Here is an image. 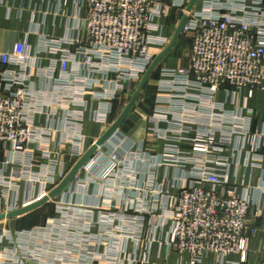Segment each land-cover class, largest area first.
<instances>
[{
    "label": "built area",
    "instance_id": "2783aa9c",
    "mask_svg": "<svg viewBox=\"0 0 264 264\" xmlns=\"http://www.w3.org/2000/svg\"><path fill=\"white\" fill-rule=\"evenodd\" d=\"M81 1L85 15L68 26L75 35L42 34L34 51L18 41L11 51L0 52V198H12L21 181L55 183L63 173L58 171L63 156L85 153L86 118L110 123L115 101L132 91L153 63L151 46L168 41L161 21L169 8L186 7V0ZM201 1L202 8L184 11L180 28L192 39L189 66L161 69L149 116L152 133L166 141L164 164L179 167L182 175L173 183L157 181L158 165L150 163L152 175L141 187L135 161L142 157L130 149L121 157L111 154L104 173L91 174L89 181L104 179L117 192L115 198L126 189L141 192L140 199L119 202L118 211L108 208L102 241L139 242L140 231L114 222L133 220L129 212L141 210L157 216L161 228L169 226L164 242L169 253L159 264H171L172 252L189 256L176 264H206L210 257L211 264H247L257 230L250 218L259 211L252 186L234 182L232 170L244 150L246 165L263 169L264 124L253 128L255 111L245 101L254 90H264V0ZM221 91L231 98L232 109L218 99ZM97 140L96 153L103 146ZM1 206L0 212L17 207L9 202ZM73 234L69 230V244ZM2 236L14 240L8 232ZM2 236L0 264H21V253L5 246ZM44 236L39 237L41 248L28 247L24 259L36 257L47 264L53 256V264L62 263L60 252L47 251ZM155 241L163 244L162 237L154 236L146 244L148 251ZM107 248L104 261L126 264L118 245L108 243ZM147 258L144 252L140 260ZM83 259L84 264L98 260ZM255 264H264V259Z\"/></svg>",
    "mask_w": 264,
    "mask_h": 264
},
{
    "label": "crops",
    "instance_id": "0c3cea01",
    "mask_svg": "<svg viewBox=\"0 0 264 264\" xmlns=\"http://www.w3.org/2000/svg\"><path fill=\"white\" fill-rule=\"evenodd\" d=\"M190 1L186 0L184 8L174 6L169 8L168 14L161 21L164 26L162 34L168 38V41L162 46H151L155 57L149 71L143 75L141 81L135 85L132 91L123 94L115 101L110 123L101 124L92 118H86L83 129L85 153L79 158H70L65 154L58 166L59 173H63L62 175L58 174L55 183L21 181L19 192L14 193L12 198H0V208L1 204L5 202L17 205L13 210L0 212L2 223H9L13 230L41 225L52 215L60 214L62 216L64 214L61 212L63 204H71L75 207L74 210L68 212L69 216H67L72 221L70 231L74 234L70 244L67 239H64L54 247L56 252H60L64 256L62 263L54 264H84V257L98 259L94 261V264H108L104 261L107 258L108 243L118 245V248L123 252L121 257L125 259L126 264H132L134 258L136 260H133V264H159L163 257L169 253V247L164 243L167 240L169 226L165 225L161 228V221L157 216L141 210L129 212L135 218L133 220L125 218L123 223L121 220L115 219L114 222L120 227L127 226L140 231L141 240L139 242L125 238H120V240L110 238L107 242L106 240L102 241L105 238V227H107V224L102 222V218H105L104 215L108 213V210L106 208H104L106 210H98L96 207H93L94 210H90V208L106 202V200L102 202L101 198L102 195L103 198H107L106 194L109 196L110 188H107L104 179L87 183L85 187L82 186V183L89 179L91 174L104 173L109 166L108 158L111 154L115 153L121 157L130 149H137L142 157V160L135 161V170L138 174L136 176L137 185L142 187L145 185L149 173L152 175V171L148 170L151 167L150 163L158 165L155 170L157 181L173 183L176 177L182 175L183 171L179 167L164 164L166 141L152 133L153 123L149 121V116L154 111L158 93L157 82L161 76V69L163 67L189 66L191 36L181 33L176 36V34ZM197 8H202L201 0H196L191 10ZM84 15L85 10L81 0H0V52L11 51L18 41L26 42L27 48L34 51L42 34L53 37L75 35L76 33L69 27L72 28ZM245 95H247V90L242 92V97ZM218 99L226 100L228 109L233 108L231 98L227 97L225 92L221 91L218 94ZM241 101H245L244 97ZM245 102L255 111L253 128H261L264 124V90H254L252 97ZM115 126L116 128L109 133ZM102 138H104L102 150L95 152L57 192L65 178L93 147V142L98 139L96 144L99 145ZM185 147L189 148V145H185ZM247 155L244 150L241 154L240 164L232 170V180L239 185L252 186V200L256 204V210L259 211L257 216L252 215L250 218L251 224L257 230L249 242L247 264H255L260 259H264V162L263 169L251 168L246 165ZM2 157L3 152L0 150V161ZM100 157L102 159H99ZM53 192L56 193L53 194ZM139 193L141 194L139 191L130 189L122 190V193L118 194L119 198H115V201L126 205L130 199H133L132 197L135 200L140 199ZM147 195L149 196V194ZM34 208L41 210L31 214L30 210ZM20 209H27L25 210L27 213L23 214L25 216L23 221L18 220L19 218L11 219V213ZM60 230L61 235H64V227H60ZM154 236L162 237L163 244L155 241L150 244L148 251L146 244ZM43 239H47V233ZM113 240L115 242H112ZM144 252H148V260L142 263L140 259ZM180 258L183 262H187L189 256L172 252L169 255V262L176 264ZM235 258H239V255H236ZM137 259L140 261L137 262ZM212 262L211 257L205 260L206 264Z\"/></svg>",
    "mask_w": 264,
    "mask_h": 264
},
{
    "label": "rangeland",
    "instance_id": "374dc122",
    "mask_svg": "<svg viewBox=\"0 0 264 264\" xmlns=\"http://www.w3.org/2000/svg\"><path fill=\"white\" fill-rule=\"evenodd\" d=\"M91 178H93V177H91ZM89 180L90 179H87L86 181H84L82 183V186L85 187V184H84L85 182H86V185H87V183L92 182V180H91V182ZM98 181H102V180L98 179ZM68 194H69V191H68ZM106 195H107V198H103V195L101 198L102 202L104 200H106V202H103L102 204H98L96 206H92V204H91L92 208H90V210H94L93 207H96V208H98V210H106L107 209L108 211H110L112 209V210L118 211V209L120 207V206H118L119 202L114 200V198H115L114 196L117 195V192L116 191H112V192L110 191L109 192V198H108V194H106ZM109 199H111L110 202H109ZM115 204H117L116 207L114 206ZM104 208H106V209H104ZM108 208H111V209H108ZM74 209H75V207L71 204H63L61 212H64V214L62 216L60 214L59 215H52L46 220L45 223L43 222V224H41V225H37V226L27 228V229L13 230L11 228V226L9 225V223H7V222L2 223V220H0V237L4 233L8 232L11 235V238L14 239L12 241V240H9V238L4 239L5 237L2 236L3 244L5 246H8V247H13L15 252L21 253L19 255L21 258V260H20L21 264H41L36 257H34V259H30V258L24 259L23 254L26 252V249H28V247H31L32 250H37V249L41 248V246H39V244L42 245V243L44 241H39V239H40L39 237L45 235V233H47V240H45L47 251L48 252L52 251V253H54V252L56 253V251H53L54 247L56 245L60 244L61 242H63L62 239L64 240V238H66V239L70 238L69 237V230H70V226H72V221L69 220V218H67V216H69L68 212H71ZM84 209H87V208H84ZM25 210H27V209H25ZM25 210L20 209V210L14 211V213H11L12 217H10V216L9 217L11 219H14V218L18 219L19 218L18 220L23 221V219H24L23 217H25V216H23V214L27 213ZM40 210L41 209L34 208V209H31L30 212L32 214L33 212H38ZM60 227H64V231H63V233H65L64 235H61ZM24 239H26V241H23ZM24 247H26V248H24ZM48 254H50V253H48ZM52 255H54V254H52ZM47 259H48L47 264H53V262H54L53 256L47 257Z\"/></svg>",
    "mask_w": 264,
    "mask_h": 264
},
{
    "label": "water",
    "instance_id": "95a60500",
    "mask_svg": "<svg viewBox=\"0 0 264 264\" xmlns=\"http://www.w3.org/2000/svg\"><path fill=\"white\" fill-rule=\"evenodd\" d=\"M196 0H191L189 5H188V10H191L194 3H195ZM180 28H181V24L179 26V31L178 33L176 34V36L180 33ZM149 71V70H148ZM116 128L113 127L109 133H111L114 129ZM108 133V134H109ZM104 138L100 139V142H103ZM95 153V146H93L82 158L81 160L77 163V165L74 167V169L72 170V172H70V174L65 178V180L62 182V184L59 186L57 192L70 180V178L74 175V173H76V171L82 167L85 162ZM56 193V192H53V194Z\"/></svg>",
    "mask_w": 264,
    "mask_h": 264
}]
</instances>
